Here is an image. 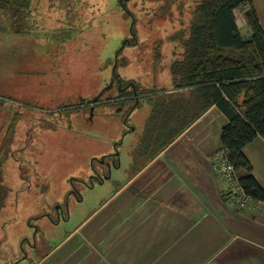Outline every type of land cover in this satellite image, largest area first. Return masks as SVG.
Listing matches in <instances>:
<instances>
[{
    "label": "rangeland",
    "instance_id": "374dc122",
    "mask_svg": "<svg viewBox=\"0 0 264 264\" xmlns=\"http://www.w3.org/2000/svg\"><path fill=\"white\" fill-rule=\"evenodd\" d=\"M118 1L32 0L25 20L0 9V264L30 252L34 243L39 248L68 235L94 214L92 219L110 217L121 200L113 194L139 160L134 147L148 117L155 119L172 100L159 91L172 88L169 65L179 51L164 42L154 59V44L171 32L154 13L165 6L170 21L183 24L193 1L126 0L125 9ZM250 7L264 30V0H251ZM246 9L237 8L234 16L248 38ZM131 38L135 43L118 54ZM114 60L123 84L152 92L130 113L110 98L114 83L100 93ZM96 97L110 103L95 105ZM217 115L208 114L206 124ZM215 129L210 135L218 140ZM217 156L215 151L210 160ZM139 187L140 180L131 186Z\"/></svg>",
    "mask_w": 264,
    "mask_h": 264
},
{
    "label": "crops",
    "instance_id": "0c3cea01",
    "mask_svg": "<svg viewBox=\"0 0 264 264\" xmlns=\"http://www.w3.org/2000/svg\"><path fill=\"white\" fill-rule=\"evenodd\" d=\"M213 111L129 176L113 194L121 200L110 217L94 214L62 238L39 248L34 243L9 264H264V209H235L227 185L212 172L210 157L224 124L220 114L206 124ZM213 125L218 140L210 135ZM242 152L264 190V140L256 137ZM138 180L140 187L131 188Z\"/></svg>",
    "mask_w": 264,
    "mask_h": 264
},
{
    "label": "trees",
    "instance_id": "16d2710c",
    "mask_svg": "<svg viewBox=\"0 0 264 264\" xmlns=\"http://www.w3.org/2000/svg\"><path fill=\"white\" fill-rule=\"evenodd\" d=\"M31 1L0 0V9L9 12L14 19L25 20ZM160 1L174 3L176 0ZM192 1L183 24L178 20L177 25L171 22L169 8L165 6L159 5L158 12L154 13V17L171 30L154 44V59L159 61L164 42L172 45L173 51L178 49L179 54L169 65L172 88L159 91L172 96V100L163 104L166 107L155 114V119L148 117L142 142L134 147L139 160L133 164L130 174L140 173L149 161L172 147L198 119L214 108L224 119L216 154L222 153L233 166L244 193L264 204V190L253 178L251 166L242 152L256 137L264 140V30L257 13L250 7L251 0ZM123 2L126 0H119L118 4L125 9ZM244 5L249 7L244 14L248 38L238 29L234 16V11ZM133 26L130 33L134 38ZM133 38L124 40L117 53L125 45H133ZM111 66V77L117 89L110 98L117 106L121 105L119 110L129 112L142 97L147 101L150 90L137 88L130 82L123 84L115 72V60ZM106 99L97 100L95 105L103 104V100L109 104ZM99 182H103V178Z\"/></svg>",
    "mask_w": 264,
    "mask_h": 264
},
{
    "label": "built area",
    "instance_id": "2783aa9c",
    "mask_svg": "<svg viewBox=\"0 0 264 264\" xmlns=\"http://www.w3.org/2000/svg\"><path fill=\"white\" fill-rule=\"evenodd\" d=\"M213 160L212 166L215 174L230 184L227 188L226 198L228 202L239 211H246L253 209L255 211L264 208V204L261 202H255L248 197L240 185L238 184V178L235 177V171L233 166L227 161L226 157L222 153ZM237 181V182H234Z\"/></svg>",
    "mask_w": 264,
    "mask_h": 264
},
{
    "label": "water",
    "instance_id": "95a60500",
    "mask_svg": "<svg viewBox=\"0 0 264 264\" xmlns=\"http://www.w3.org/2000/svg\"><path fill=\"white\" fill-rule=\"evenodd\" d=\"M111 80H112V77H111L110 82H109V84H108V86H107V87L110 86L109 88H111L112 83H113V80H112V81H111ZM107 87H106V88H107ZM106 88L103 89L100 93H103L104 91H106ZM109 88H108V90H109ZM96 99H97V97H96L95 99H93V101H91V102H92V103H95V102L97 101ZM92 110H93V108H91L90 112H92Z\"/></svg>",
    "mask_w": 264,
    "mask_h": 264
}]
</instances>
